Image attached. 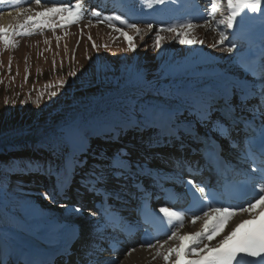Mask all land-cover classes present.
I'll list each match as a JSON object with an SVG mask.
<instances>
[{
    "label": "rangeland",
    "instance_id": "374dc122",
    "mask_svg": "<svg viewBox=\"0 0 264 264\" xmlns=\"http://www.w3.org/2000/svg\"><path fill=\"white\" fill-rule=\"evenodd\" d=\"M11 1L13 0H7L6 3L0 4V11L3 7L11 4ZM75 2L76 0L70 1L71 4ZM201 2V11L209 14L212 0H201ZM81 3L84 14L77 23H64V27H56L55 30L45 27L43 34L39 28H36L32 35L12 37L13 42L8 46L0 43V88L5 84L8 86L6 91L4 88L0 92V130L4 125L2 123L5 122H2V119L15 121L17 118L23 119L25 116L34 118L40 115L41 122H48L60 116L61 122L71 123L74 120L87 122L93 135L101 136L104 132H114L115 126L126 124L129 118L133 122L135 121L136 117L132 114L131 108L135 105L136 98L143 96L145 103H157L158 91L163 92L177 84L195 83L198 79H223L238 86H241L244 81H249L252 91L250 96L246 97V103L243 106L240 104L241 97L232 96V103L236 106L232 112L235 114H250L258 109V105L264 106V96L260 95V89L264 84V43L261 46L262 50L257 52L256 59L252 62L254 69L251 71L246 69L240 59L245 56L250 47L245 45L241 47L238 44V50L235 48L233 52L229 53L226 50L228 43L232 42L229 39L223 45H216L217 40L220 39L217 30L218 22L227 15L226 0H218L219 10L215 20L211 19L208 23L201 22V20L196 23L192 22L196 25L192 30V35L202 41V44L180 45L178 39H174V33L160 31L159 34L163 37L160 49L154 47L157 29L161 26L167 28L173 24L159 25L152 20L142 19L145 13L151 9L148 10L151 0H125L124 5L114 8L111 4H102L100 0H81ZM262 4H264V0H262ZM23 5V8L30 7L33 14L38 8L41 9L35 0H26ZM44 5L47 6V4ZM50 6L53 4H49ZM123 11H127V13H123ZM93 13H99V16ZM46 15L47 17L53 16L52 13ZM115 15H120L129 22L136 23L141 30L137 34L134 30L121 25L119 21H112L116 27L123 28L130 37L134 38L133 42L137 46L134 52L124 51L128 47V42L109 27V21L105 18ZM133 16L136 18H132ZM244 16V18H253L258 30L264 31V17H261L259 12H246ZM10 18L11 16L0 17V26L14 27L23 23L26 16H16L12 22ZM147 23H153L154 27L151 31L147 29ZM219 30L225 31L227 34L224 25H219ZM251 30V32H258L255 28ZM57 37L60 39L57 40ZM246 38L248 37L245 36L243 40L246 41ZM261 38L262 34L255 41ZM46 40L48 43H45ZM251 41L252 39L249 41L250 44ZM93 43L97 45V48L92 47ZM104 45L108 47L105 48ZM213 45L216 46L213 47ZM198 49H200L201 55H198ZM74 68L78 72L77 78L68 76V73ZM97 68L103 70L101 74H97ZM84 69L87 70L84 71ZM137 76L143 81V91L134 90L130 84L129 78ZM61 79L72 81L66 91L58 87V82ZM48 85L52 87H47ZM51 91H58L62 94H58L57 98H50ZM187 119L192 122L184 123L182 127L186 133L191 134V138L185 135L182 141L170 142L166 145H150L148 139L152 135L151 132L128 131L120 137L119 142L105 143L102 139H93L91 149L80 157V159H86L87 163L78 169V174L75 177L70 170H67L72 168L71 153L68 154V165H70L61 172L59 181L56 177L42 175L36 170L25 172L24 168L18 174H10L9 178L14 181L12 190H15L18 197L16 196V199L11 201L8 211L0 204V245L5 248L6 258L13 251L15 254H20L17 246H14L16 243H22L25 246L34 243L40 249L43 247L39 246L54 248L57 243L60 244V231L66 226L76 224L79 236L72 242L66 254L62 252L56 257L54 264H97V261H105L107 256L117 253L118 255L113 256L119 259L116 260V264H128L127 255H123L124 249H118L122 253L109 249L108 242L117 239L115 233L109 228L98 226L101 216L96 207L104 199L89 191L90 185L85 186L86 181L82 179L94 164L99 163L93 159L91 153H99L103 150L111 156L119 148H125L129 153L126 159L131 160L133 165L139 163L148 169L151 165L155 166L154 162L164 161L165 165L169 164L165 170L166 173H169L171 164L176 161L186 163L188 159L191 160L198 156L199 142L194 138L200 139L197 135L199 131L204 133L203 135L206 132H211L208 136L212 139L215 138L216 131L220 130V125L224 124L223 120L222 122L217 120L212 126L200 127L195 123L194 118L188 117ZM64 125H54L45 135L26 138L41 142L42 149L39 152L25 150L10 154L22 159L30 156L41 165H47L48 162L62 165L64 153L59 152L57 155H53V152L49 153L48 148L51 151L50 138ZM127 126L130 127V125ZM187 127H189L188 130ZM221 146L226 145L223 142ZM85 147H87V143ZM233 150L240 151L241 146L237 145ZM228 151H232V148ZM7 155L2 154L0 158L7 157ZM193 166L198 167L196 163H193ZM157 172H159L158 169ZM157 172L154 171L153 174L145 171L127 181H117L110 177L106 185L108 189L119 191L120 186L124 185L125 190L120 192L121 200H112L108 203L104 202V204L110 211L112 209L109 208V203L124 204L125 206L122 207L116 206L115 210L117 213L122 211L125 217L127 215L125 213H131L130 209L135 206L133 180L138 181L140 186L142 184L144 188L151 187L155 191L157 188L155 185L160 183L156 178L163 182ZM64 175H67V183L69 182L66 187L64 182L61 183ZM57 184L59 194L53 197L56 202L52 203L44 199L42 193ZM163 184L166 183L163 182ZM76 209H80L79 213ZM32 216L33 219H30ZM2 229L18 233L22 240L3 233ZM92 235L95 237L93 238ZM165 240L168 241V245L175 246V240L166 238L158 241L163 243ZM112 241L109 243L110 245L114 243ZM158 241L154 243L156 244L155 248L159 250ZM100 249H104V251H100ZM57 251L51 250L53 253ZM142 256L143 258L136 261V264L137 262L141 264V260V262H145L143 264H157L155 262L160 259L158 256V258H152L154 261L152 259L148 261L146 255ZM49 259L45 264H53ZM6 264H11V260L7 259Z\"/></svg>",
    "mask_w": 264,
    "mask_h": 264
},
{
    "label": "snow or ice",
    "instance_id": "6c2138e0",
    "mask_svg": "<svg viewBox=\"0 0 264 264\" xmlns=\"http://www.w3.org/2000/svg\"><path fill=\"white\" fill-rule=\"evenodd\" d=\"M6 2L7 0H0V4ZM165 2L166 0H153V3L157 5H164ZM16 3H19V0H16ZM35 3L38 6H43L48 3V0H35ZM226 5L227 15L218 22L217 30L219 31L220 39L217 40L216 45H223L228 40L226 32L219 30V25H224L229 31L234 28H240L243 26L246 12H259L261 17H264L262 0H226ZM148 7L151 8L152 4H149ZM218 10V0H212L209 13L212 20L216 19ZM48 13H52L53 16L47 17L46 14ZM83 14L81 0H76L74 4H71L70 0H61L58 5L54 4L50 7H44L43 11H37L34 14L31 8H17L16 16L25 15L26 19H24L23 23L14 27L0 26V43L8 46L13 42L12 37L32 35L36 28H39L41 34H43L45 27H51L55 30L56 27H64V23H77L83 18ZM93 14L99 16V13ZM2 15L3 12L0 11V16ZM105 19L109 21V27L118 32L128 42V47L124 51L134 52L137 47L133 42L134 38L130 37L123 28L116 27L112 21H119L121 25L139 34L141 30L137 24L129 22L120 15L106 17ZM146 27L151 31L154 25L153 23H147ZM194 27L196 25L190 21L173 24L167 28L161 26V28L157 29L154 47L157 49L161 48L163 37L159 34L160 31L174 33V39H178L180 45L202 44V41L197 40L192 35ZM59 39L57 37V40ZM45 43H48V41L46 40ZM216 45H213V47ZM92 47L95 49L97 45L93 43ZM104 47L108 46L104 45ZM235 48L236 45L229 42L226 50L231 53ZM86 70L84 69V71ZM102 71L100 68L96 69L97 74H101ZM68 76L77 78V70L74 68L68 73ZM25 79L27 80V76ZM129 81L134 90L143 91L144 84L138 76L135 78L130 77ZM71 82L61 79L58 82V87L66 91ZM47 87L52 86L48 85ZM58 94L62 93L51 91L49 97L57 98ZM233 95L241 97L240 104L243 106L246 103L248 90L223 79H198L195 83L177 84L175 87H170L163 92L158 91L157 103H145L143 96L136 98V103L131 108L132 114L136 117L135 121L133 122L129 118L126 124L115 126L114 132H104L101 136H95L87 122L74 120L71 123H66L50 138L53 154L64 153L63 164L57 165L48 162L47 165H41L39 162L27 161L24 162L25 172L36 170L42 175L47 174L50 177H56L57 181H59L61 172L67 169L68 154L71 153L73 161L72 175L75 177L78 174V169L87 163L86 159H80V157L91 149L93 139H102L105 143L119 142L120 137L128 131L151 132L152 135L149 137L148 143L156 146L182 141L185 135L191 138V134L186 133L182 127V124L192 122L187 118H194L195 123L200 127L212 126L217 120L222 122L223 119H227V114H230L236 107L232 103ZM260 95L264 96V87H261ZM259 107L264 106L258 105ZM217 113L220 115L217 116ZM261 114L264 116V112ZM127 125H130V127ZM86 143L87 147H85ZM91 155L99 163L94 164L92 169L85 173L82 179L86 181L85 186L90 185L88 190L101 196L105 203L112 200H121L120 192L125 190L124 185L120 186L119 191L108 189L106 185L110 177L117 181H127L132 180L134 176H138L145 171H153L152 169H146L144 165L139 163L133 165L131 160L126 159L129 153L125 148H119L111 156L103 150L99 153L92 152ZM253 171L257 170L254 169ZM133 183H135L134 180ZM187 183L195 188L193 205L188 209L192 213L191 222L195 224L200 221L202 227L199 231L181 234L180 229L184 226L185 213L171 207L160 206L156 211L171 229L168 240H175L178 243L164 251L158 250L156 255L162 256L165 264H240V259L245 257L253 258L256 260V264H264V218H262L264 217V172H261L258 180L254 178L250 185L252 199L241 204L220 203L213 193L206 191V187L197 186L192 180ZM257 184H260L259 188L256 187ZM57 187L58 184L42 193L44 199L55 203L56 201L53 197L59 194ZM243 187V185L237 186L236 191H240ZM196 193H199V195L197 196ZM61 206L64 207V205ZM258 206L259 210L257 211ZM109 208L113 210L109 215H115L116 205L109 203ZM193 209H198L202 214L197 215ZM76 211L79 213L80 209H76ZM244 215L247 218H242ZM233 218H235L233 226L215 244H211V241L221 233L227 222L233 220ZM98 226L108 228L113 225L110 219L101 217V222ZM167 242V240L163 241V243L158 241L159 249H163ZM145 243L149 248L155 247L149 241H145ZM100 251H104V249H100ZM86 254L90 255L91 253ZM182 256L185 259H182ZM0 264H4V261L0 260ZM97 264H116V258L97 261Z\"/></svg>",
    "mask_w": 264,
    "mask_h": 264
},
{
    "label": "bare ground",
    "instance_id": "6f19581e",
    "mask_svg": "<svg viewBox=\"0 0 264 264\" xmlns=\"http://www.w3.org/2000/svg\"><path fill=\"white\" fill-rule=\"evenodd\" d=\"M25 1L19 0V3H16V0L11 1V4L3 7V9L1 10L3 12V15L0 16V17L1 18H7V17L11 16L10 21L12 22V20L16 17V9L17 8H23V6H24L23 2H25ZM107 1H109L108 3H115L116 0H107ZM59 2H60V0H48V3H46L47 6L43 5V6H41V9L38 8L37 11H43L44 10L43 7L44 6L49 7V4L58 5ZM197 7H200V4H199V2H197V1L195 2L194 0H175V2H173V0H166L164 5H157V4L152 3L151 9L149 8L150 11H147L146 14L142 17V19L152 20L154 22H157L159 25H164V24H166L168 22H170L172 24L176 23V22L180 23L182 21L188 20L191 17L189 11L193 10L194 8H197ZM27 8H30V7H27ZM9 13H11V15H9ZM203 15L204 14L199 9H198V11H194L193 12V17H201ZM211 19L212 18L209 15L205 16V21H211ZM4 22L6 23V21H4ZM250 22H251L250 18H244L242 27L234 28L231 31L228 30V33H229V35L231 37V40H233V41L239 40L237 43H239V45L241 47L243 45L249 46V43L247 42L249 37L246 38V41L243 40V38L245 37V35H243L244 34L243 31L245 30L244 27H248L251 24ZM253 33H256V32L254 31ZM241 36H242V38H241ZM256 38H260V32L257 33V36L255 38H252V40L254 41ZM261 41H262V39H258V41L255 42V45H257ZM199 50L200 49H198V55H201ZM248 53L250 54L249 61H248V57H245L243 59V61L252 62L254 60V54L256 53V50H251ZM249 67H251V68H249ZM247 69L249 71H251L254 68H253L252 65H248ZM243 85L245 87H249V82H244ZM262 112H264V108L263 107H261V108L259 107L258 109L253 111V113L251 115H247V116H249L251 120L254 119L255 121H257L259 119H264V116H262V114H261ZM188 129H189V127H187V130ZM217 137L219 138V140L221 142H224V139H226L224 136L223 137L217 136ZM201 138H202V136H201ZM211 142L215 143L217 145V148L223 153L224 156H229L228 159L232 162L233 165H236V163L244 162V156L243 155H240L238 153H231L230 154V153H228V151L226 153V148L224 149L223 147L218 145L217 141L213 140ZM230 145H231V143H230ZM154 164H155V166L151 165L148 169H152L153 170L150 173H153L154 171L157 172V169L159 170V172H157L159 178H161L162 181L166 183L165 185H167V187L165 188V185L163 184V182H161L157 178L158 181H160L163 184V186L161 188H159V189H160V191H162V194H163L162 196L164 197V195H166V191H168L171 188H177V186L179 184V181L176 179V178H178V175L180 176V174H181L180 170L179 171L177 170L178 169L177 166H178L179 163H178V161H176V163L171 164V166H170L171 169H170L169 173L168 172L166 173V171H165V170H167L166 168L169 165L168 163H166V165H165L164 161H158V162H154ZM203 166L205 167L204 164H203ZM185 172L187 174H191L190 171L185 170ZM185 172H183V173H185ZM173 174H175L177 177H173V176H175ZM162 188H165V190L162 189ZM151 190H153V189L151 188ZM181 192L182 191L180 190L179 191V195H181ZM139 195H140V200H141L140 203L143 200L149 199L151 197L150 196L151 195L150 192L142 190V189H141V191H139ZM100 203L101 202H99V208H98L99 212L105 211V210H103V205L102 204L100 205ZM122 206H123V204H119V207H122ZM160 206H166V205L160 204L158 206V208ZM171 208L179 211V209L177 208V205H174ZM258 210H259V206L257 208V211ZM105 213H106V211H105ZM136 213H137V209L135 208L129 214H128V212H126L125 214H127V215H125V217L133 216L132 219H131V220H133L135 218V216H136ZM121 215H123V212H121ZM191 215L192 214L185 215L184 226L180 229L181 234L199 231L200 228L202 227V223L200 221H197L195 224H193L191 222ZM125 217L123 216L122 218L125 219ZM242 218H247V216L244 215ZM125 220H127V219H125ZM234 221H235V218H233V220L228 221L226 226L222 229L221 233L219 235H217L214 238L213 241H211V244H215L222 237V235L226 234V232L230 229V227L233 226ZM2 231H3V233H7L8 235H10L12 237H16L15 239L22 240L18 236V233H16V232H12L11 230H8V229H2ZM78 234H79L78 233V225L72 224V225H70L68 227L66 226L63 230L60 231L59 237H60L61 240L63 239V242H60V244L57 243V245L54 248L47 247V246H39V247H43V250H46V248H47L49 250V253H51L53 256L57 255L58 253H62V252H64V254H66V251H68L67 248H69L70 242L74 239L75 236L76 237L79 236ZM92 237L94 238L95 236L92 235ZM154 242L156 243V241H154ZM154 242H152L153 245L155 244ZM115 243L116 242H114L113 244H115ZM177 243H178V241H175V245ZM113 244L111 243V245L110 244H108V245L112 246ZM18 245H20V246H18ZM14 246H17V249L19 250L18 252H20V254H15V251H13V253L11 252V257H13L15 255L16 257L23 258V256H26V255H28L31 252V250L29 249L30 244L28 246H25L22 243H19V244L16 243V244H14ZM21 246H25V247H21ZM154 246H156V244ZM168 247H172V246L166 244V245H164V248L161 249V250L159 249V251H164ZM22 248H26V252H23ZM123 249L125 250L124 251L125 253L123 255H127L126 260H127L128 264H134L136 261H139L140 259L143 258L142 255H144V256L146 255L145 257L148 259V261H150V259H152V258H158V256L156 255V252L158 251V249H156L155 247L149 248L148 246H142V245H139L137 243H133L131 245H125ZM51 250H58V251L53 253V252H51ZM4 253H5V248H3L0 245V257H1L0 260L5 261L6 256H5ZM114 255H118V253L110 255V256H107L106 257L107 259H105V261L111 259ZM119 256H121V254H119ZM159 257H160V259L158 260V262H155V263H157V264H165L162 256H159ZM115 258H116V260L118 259V257H115ZM182 258H185V257L182 256ZM124 261H121V262L124 263ZM141 261H140L141 264L145 263V262H141ZM152 261H154V259H152ZM4 264H5V262H4ZM137 264H138V262H137Z\"/></svg>",
    "mask_w": 264,
    "mask_h": 264
},
{
    "label": "trees",
    "instance_id": "16d2710c",
    "mask_svg": "<svg viewBox=\"0 0 264 264\" xmlns=\"http://www.w3.org/2000/svg\"><path fill=\"white\" fill-rule=\"evenodd\" d=\"M5 85H2L0 92L4 88H6L4 91L7 90L8 86ZM39 116L37 115V117L34 118L25 116L23 119L17 118L15 121L2 119V122H5L2 123L4 125L1 126L0 130V155L25 151L29 148L34 151H39L41 148L40 141H34L26 138L44 135L54 125L66 123L59 120L60 116L48 122H41V116ZM8 122L12 123L9 124ZM30 158V156H27L23 159V161H30ZM21 161L22 159L19 157H13L12 154H9L8 157L0 159V204L5 207H8L11 204V201L14 198L16 199V196L18 197V195L14 192L15 190H12V183H14V181L9 178V174L18 170Z\"/></svg>",
    "mask_w": 264,
    "mask_h": 264
}]
</instances>
